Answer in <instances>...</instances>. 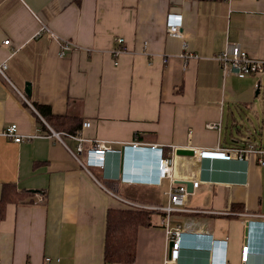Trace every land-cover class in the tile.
<instances>
[{"label": "crops", "instance_id": "1", "mask_svg": "<svg viewBox=\"0 0 264 264\" xmlns=\"http://www.w3.org/2000/svg\"><path fill=\"white\" fill-rule=\"evenodd\" d=\"M170 13L182 15L181 37L169 34ZM43 23L80 47L60 57L58 39L37 34ZM116 36L128 46L118 56L110 52ZM229 44L264 59V0H0V63L8 65L7 78L0 73V196L4 183L30 191L0 212V264H43L46 256L51 264H106L107 213L124 205L72 155L77 138L49 134L34 101L91 122L78 134L89 139L83 161L95 141L121 150L93 171L131 201L167 204L174 185L169 177L151 181L159 152L134 148V141L172 153L176 184L200 181L198 189L192 183L186 209L170 215L171 225L184 230L180 264H208L210 247L223 239L229 264H264V155L200 159L176 152L250 142L264 147V77L224 74L213 57ZM11 123L31 137H5ZM127 166L146 183L121 181ZM164 216L156 210L151 224L139 228L133 263L115 264H163ZM248 235L252 253L243 263Z\"/></svg>", "mask_w": 264, "mask_h": 264}, {"label": "built area", "instance_id": "2", "mask_svg": "<svg viewBox=\"0 0 264 264\" xmlns=\"http://www.w3.org/2000/svg\"><path fill=\"white\" fill-rule=\"evenodd\" d=\"M182 15L176 13H170L167 17V26L168 31L171 36L181 37V27H182ZM42 32H49L51 36L59 41V55L63 57L67 52L71 51L74 48L80 47L74 41L60 37L55 32H53L50 27L46 24H42L40 30L38 31V35ZM115 46L110 49V52L115 55H121L128 51V46L125 44V38L123 36L114 37ZM5 43H9V40H5ZM186 44L184 43V47ZM88 51H93L91 48H86ZM180 56L184 59H189L193 57L192 54L187 52H182ZM218 60L221 64V69L224 74L227 71H234L240 77H245L247 75H256L259 77H264V59L253 57L248 54V52L238 44H229L224 50L217 53L213 57ZM8 65L7 62L0 63V73L7 78L6 69ZM25 97V96H24ZM27 100V98H26ZM91 125L90 121H85L83 123L84 127H88ZM220 123H208V127L216 128L219 127ZM2 134L10 140L15 142H22L25 139H29L31 135H23L20 133L18 124L11 123L9 124L3 131ZM51 134L57 136L59 139H62L63 135H68L66 132H57L51 128ZM69 136L77 138L79 143L77 145L76 150H70L72 155L78 160L82 166L90 173V175L96 180V182L102 186L107 191L113 193L115 197H117L120 201L123 202L125 206L139 208V209H151L157 210L165 213L163 217V224L166 234V240L168 245V250L163 259V264H180V256L181 250L184 245V230L180 224L171 225V217L170 215L175 211H182L186 209V205L188 203V197L190 195V190L188 189L187 183L182 182L179 184L175 183L174 177V159L171 154H167L165 152V147L156 144L150 143L147 145L146 143L134 141L130 145L134 148H144L157 150L159 152L157 157V166H158V174L156 180L151 179L152 182L157 184H161L164 178H170L173 182V186L168 191L169 202L167 204H159V205H149L144 203H139L137 201H131L122 195L114 192L104 185V183L99 179V177L94 173L93 169L95 167H104L106 164V157L108 153L111 152H120V149L113 148L110 145H107L105 141H95L94 145L88 151L87 159L83 161L81 159V154L84 150L83 142L89 139H85L81 135H72ZM93 141V140H92ZM126 147V145H125ZM175 147H173V150ZM195 154L200 158H208V159H231L233 157H238L243 159L246 154L255 152L260 155H264V147L258 146L255 142H250L245 144L244 146L239 147H194ZM260 162L264 164V158L260 159ZM194 189H198L200 181L194 180L193 182ZM264 217V215L262 216ZM253 220L249 218L245 219L244 224L245 227L249 228L252 225ZM219 245L211 246L210 248V259L208 264H229L228 260V239H223L218 241ZM213 247L217 250V255L213 256ZM242 257L241 260L243 263L248 261L250 253H252L251 244L249 243V235L246 237L245 243L242 245ZM53 258L51 256H46L44 258L43 264H51ZM31 264V263H27Z\"/></svg>", "mask_w": 264, "mask_h": 264}, {"label": "trees", "instance_id": "3", "mask_svg": "<svg viewBox=\"0 0 264 264\" xmlns=\"http://www.w3.org/2000/svg\"><path fill=\"white\" fill-rule=\"evenodd\" d=\"M34 106L55 131L79 134L83 124L82 117L54 113L50 105L37 101H34ZM29 193L30 191L17 189L15 183H4L0 196V212L5 210L8 203L24 202ZM154 211L156 210L125 205L108 210L104 248L106 264L133 263L136 260L138 230L141 226L151 224Z\"/></svg>", "mask_w": 264, "mask_h": 264}, {"label": "water", "instance_id": "4", "mask_svg": "<svg viewBox=\"0 0 264 264\" xmlns=\"http://www.w3.org/2000/svg\"><path fill=\"white\" fill-rule=\"evenodd\" d=\"M24 90H25L26 96H31L32 95V87H31V83L30 82L26 83V87H25ZM176 152H177V154H185V155H194L195 154V150L190 148V147L179 148V149H177ZM122 153H123V156H122L123 158L122 159H123V165H124L125 160L128 161V157H125V151L124 150H123ZM133 160H134V158H133ZM129 161H130V159H129ZM127 164H128V162H127ZM187 186H188L189 190H192V183H187ZM258 237H260V235Z\"/></svg>", "mask_w": 264, "mask_h": 264}, {"label": "clouds", "instance_id": "5", "mask_svg": "<svg viewBox=\"0 0 264 264\" xmlns=\"http://www.w3.org/2000/svg\"><path fill=\"white\" fill-rule=\"evenodd\" d=\"M128 170H129V166L123 169L122 174L120 176L121 181L127 182V183H146L145 180L144 182H142V181H139L140 179L127 177ZM216 252H217L216 248L213 247V256L217 255Z\"/></svg>", "mask_w": 264, "mask_h": 264}, {"label": "rangeland", "instance_id": "6", "mask_svg": "<svg viewBox=\"0 0 264 264\" xmlns=\"http://www.w3.org/2000/svg\"><path fill=\"white\" fill-rule=\"evenodd\" d=\"M261 89H262V94H261V99H263V101H264V78H263V81H262V87H261ZM263 104V103H262ZM264 105V104H263ZM262 109V108H261ZM264 113V112H263ZM264 116V115H263ZM263 121H264V119H263ZM263 121L261 122V124H263Z\"/></svg>", "mask_w": 264, "mask_h": 264}, {"label": "bare ground", "instance_id": "7", "mask_svg": "<svg viewBox=\"0 0 264 264\" xmlns=\"http://www.w3.org/2000/svg\"><path fill=\"white\" fill-rule=\"evenodd\" d=\"M127 177L137 178V177H134V176L130 175V172L127 173ZM137 179H140L139 181H142V182H144V180L145 181L147 180V178H143V177H138Z\"/></svg>", "mask_w": 264, "mask_h": 264}]
</instances>
